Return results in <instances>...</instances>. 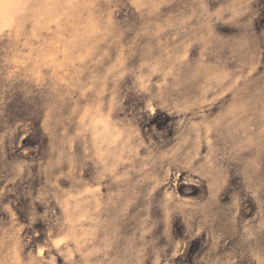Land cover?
I'll return each mask as SVG.
<instances>
[{
	"label": "rangeland",
	"instance_id": "rangeland-1",
	"mask_svg": "<svg viewBox=\"0 0 264 264\" xmlns=\"http://www.w3.org/2000/svg\"><path fill=\"white\" fill-rule=\"evenodd\" d=\"M0 264H264V0H0Z\"/></svg>",
	"mask_w": 264,
	"mask_h": 264
}]
</instances>
